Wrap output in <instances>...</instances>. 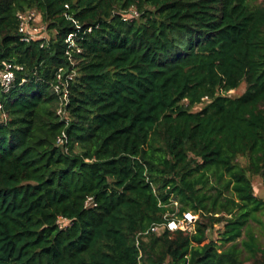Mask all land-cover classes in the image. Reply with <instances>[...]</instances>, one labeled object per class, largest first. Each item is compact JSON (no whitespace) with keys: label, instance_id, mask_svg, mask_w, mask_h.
Returning a JSON list of instances; mask_svg holds the SVG:
<instances>
[{"label":"trees","instance_id":"obj_1","mask_svg":"<svg viewBox=\"0 0 264 264\" xmlns=\"http://www.w3.org/2000/svg\"><path fill=\"white\" fill-rule=\"evenodd\" d=\"M27 8L54 31L43 44L20 39ZM6 63L0 264H264L251 179L264 188V0H0ZM61 66L75 71L67 152L55 145ZM185 211L193 232L139 234Z\"/></svg>","mask_w":264,"mask_h":264},{"label":"built area","instance_id":"obj_2","mask_svg":"<svg viewBox=\"0 0 264 264\" xmlns=\"http://www.w3.org/2000/svg\"><path fill=\"white\" fill-rule=\"evenodd\" d=\"M38 12L33 8H27L24 10H19L16 12V18L18 21L17 31L20 34V39L24 42H31L40 40L41 43L48 40L49 36L47 34L48 27L45 23H42L38 19ZM138 16V12L135 8L131 7L123 14V19H131ZM66 48L64 54L69 61L70 65H75L77 60L75 54L81 52V48L77 44L76 37L74 34L70 33L65 38ZM21 69V67H17ZM75 75L74 70L69 72L65 71V67H58L55 72V78L51 85L53 93L56 95V107L55 113L63 123V129L55 138V145L62 148L63 151L67 152V143L68 136L66 133V127L69 124V117L67 113V104L69 100V84L72 81ZM24 80V79H23ZM14 82V71L10 63H6L2 69H0V91L3 93L9 92ZM2 105L0 103V109ZM4 116V115H3ZM96 202L93 196H87L84 202L85 208L95 206ZM174 205H177L174 202ZM164 221L161 223L152 224L145 231L140 232L139 234L145 235L148 233H160L164 229L169 231L181 230L184 232H193L194 226L193 223L197 219V214L192 211H185L182 213L181 217L176 215L164 216ZM57 226L62 229L70 223V220L58 216L56 219Z\"/></svg>","mask_w":264,"mask_h":264},{"label":"rangeland","instance_id":"obj_3","mask_svg":"<svg viewBox=\"0 0 264 264\" xmlns=\"http://www.w3.org/2000/svg\"><path fill=\"white\" fill-rule=\"evenodd\" d=\"M38 19H39V21H41L42 23H45L48 26L47 22L41 20L40 16H38ZM53 32H54L53 29L50 30L48 28V32H47L48 36H50V34H52ZM245 87H246V84L244 81H242L241 84L236 89L230 90L228 92V94L231 96H238L245 90ZM205 103H206V100H203L201 103L195 105L192 108V110L193 111L199 110ZM241 163H245L244 158H241ZM251 179H252V184L254 187L255 195L257 197H263L264 196V188L262 186L261 178L259 176H251ZM197 217H198V215H197ZM221 227H222V225H220V224L215 225V228H217V229H220ZM208 238L216 239L217 238L216 231L208 233ZM261 241L264 243V237L261 238ZM243 256H244V253H243Z\"/></svg>","mask_w":264,"mask_h":264}]
</instances>
